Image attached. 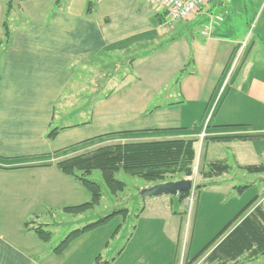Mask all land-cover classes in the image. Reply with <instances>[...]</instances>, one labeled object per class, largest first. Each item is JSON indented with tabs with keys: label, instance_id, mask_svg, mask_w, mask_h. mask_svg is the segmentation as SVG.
<instances>
[{
	"label": "crops",
	"instance_id": "1",
	"mask_svg": "<svg viewBox=\"0 0 264 264\" xmlns=\"http://www.w3.org/2000/svg\"><path fill=\"white\" fill-rule=\"evenodd\" d=\"M9 1L0 0V264H237L209 256L264 204V172L253 180L243 169L264 165V0H210L174 22L149 0H96L89 13L87 0ZM211 16L222 21L204 36ZM124 63L126 72L109 71ZM51 128L63 129L47 139ZM106 134L116 135L84 143ZM246 135L258 137L210 140ZM164 139L196 140L200 166L236 168L197 176L182 260L188 214L177 196L128 209L117 233L109 221L60 255L26 229H47L46 215L89 200L56 162L95 145ZM254 181L255 202L200 253L250 203ZM197 224L209 233L194 248Z\"/></svg>",
	"mask_w": 264,
	"mask_h": 264
},
{
	"label": "trees",
	"instance_id": "2",
	"mask_svg": "<svg viewBox=\"0 0 264 264\" xmlns=\"http://www.w3.org/2000/svg\"><path fill=\"white\" fill-rule=\"evenodd\" d=\"M96 0H87L86 12L89 13ZM9 30L4 22V41L9 38ZM183 70H181V73ZM177 82V79H176ZM63 128H51L46 134L47 139L56 137ZM116 134H106L88 141L111 137ZM258 136H220L210 140L216 142L226 141H248L254 140ZM194 139H164L147 142H125L115 144H105L90 151L76 154L56 162L55 167L62 174L77 181L89 194V200L75 206H67L62 211L71 215H80L98 206L102 199L101 187L98 183L89 179L94 170H98L101 178L111 194L122 192L125 188L123 182L115 178L119 170L127 174L138 176L143 180L158 184L170 181L173 176L180 175V178L192 175L193 163L196 158ZM82 143V144H84ZM91 144L89 146H93ZM88 146V145H87ZM230 166L225 161L203 162L198 171V175L205 179H211L227 173ZM245 171L255 174L263 173L264 165L244 166ZM197 187V184L195 186ZM189 191L181 192L177 195L179 201H184L189 195ZM253 198L248 205L241 210L234 220L228 223L200 253H202L213 241L220 237L226 229L240 217L256 200ZM127 208L115 209L111 213L100 217L83 226L71 230L53 248L56 255L62 254L70 243L79 236L89 233L94 229L106 225L115 216H126ZM26 229L32 231L38 240L48 242L52 238V233L43 225L25 223ZM121 226L115 228V232ZM264 255V204L260 203L244 216L235 227L220 241V243L210 253V259L219 257L239 261L241 257L247 262L258 256ZM196 259V258H195Z\"/></svg>",
	"mask_w": 264,
	"mask_h": 264
},
{
	"label": "rangeland",
	"instance_id": "3",
	"mask_svg": "<svg viewBox=\"0 0 264 264\" xmlns=\"http://www.w3.org/2000/svg\"><path fill=\"white\" fill-rule=\"evenodd\" d=\"M17 0H14V2L12 0L9 1V3H16ZM8 3V4H9ZM11 5V4H10ZM264 15V13H263ZM255 35V33H254ZM115 64V62H114ZM116 69V70H114ZM128 69L127 64H123L122 66L119 65L117 68H112L109 67V71L113 72V70L115 71V75H119L122 72H126ZM111 84V82H109ZM111 88V87H109ZM101 145H105V144H101ZM101 145H95L93 147H87L86 150H84L83 152H87L90 151L96 147H99ZM81 152V153H83ZM229 166L231 167V174H234L236 171V168L234 167L233 163L230 161L229 162ZM200 169V165L197 162V155L195 158V161L193 163V168H192V175L189 176V179H191V181L193 180L194 183V188L193 191L191 190V202L190 205L186 204L185 205V210L188 214V216L186 215L184 217L185 223L183 226V231L181 234V244H180V249H179V254H178V258H181V260L183 259V254H184V246L186 243V237L188 234V230H189V224H190V216L193 212V207L194 204L196 202V197L198 194V188H196V184H197V176H198V171ZM253 175V180L256 179V176H258V174H252ZM180 175H175L172 178H170V181H176L179 179H183L180 178ZM115 178L118 179L119 181L123 182L125 185V188L122 192L116 193V194H111L107 187L105 186L102 178H101V174L98 170H94L90 176L89 179L98 183L101 187V192H102V199L99 203L98 206L94 207L91 210H88L86 213H84L83 215L79 216H75L73 217L72 215H69L67 213H63L61 210H56L54 212V215L51 216L52 220L46 215L44 217V219L50 223L47 227V229L52 233V238L51 240L45 245L47 248L51 247L54 248L57 246V244L59 243V241L67 234L69 233L71 230L76 229L82 225H84L85 223L94 221L100 217H103L109 213H111L112 211H114L115 209H120V208H127L130 209L131 213H136V211H138V209H140V207H142L143 204H148L150 202H154V197H146V198H142L140 196V193L147 188H150L151 186H153V183L147 182L145 180H143L142 178L138 177V176H133L130 174L125 173L122 170H119L118 172H116L115 174ZM168 182V181H167ZM255 183V181H254ZM261 188V186H258L257 183H255V187L253 189H251V191H249L250 193H244L247 195H243L245 196V198L247 199V201L253 199V197H255V192L256 190H259ZM254 190V191H253ZM45 215V214H44ZM190 215V216H189ZM121 222V217L120 216H115L113 218V220L110 221V223L107 225L109 226H113V229H115L119 223ZM187 223V224H186ZM41 225V224H39ZM44 226V225H43ZM45 227V226H44ZM110 228V227H109ZM102 233H105V230L102 231ZM209 232H205L203 229V226H201L200 224H197L196 226V230H195V236H194V248L195 246L204 238H206L208 236ZM120 239V237H119ZM115 242V241H114ZM40 257V255H39ZM176 264H180V261H178ZM237 264H264V255L258 256L257 258L253 259L250 262H247L245 258L241 257L239 259V261H237Z\"/></svg>",
	"mask_w": 264,
	"mask_h": 264
},
{
	"label": "built area",
	"instance_id": "4",
	"mask_svg": "<svg viewBox=\"0 0 264 264\" xmlns=\"http://www.w3.org/2000/svg\"><path fill=\"white\" fill-rule=\"evenodd\" d=\"M151 3L164 8L167 12L168 19L172 22L178 20H185L195 13L199 8L205 5L210 0H149ZM217 3L223 4L226 0H212ZM222 21L220 16H211L207 26L201 31V34L207 36L209 31ZM194 183L192 180L191 190L193 191ZM191 190L189 195L184 200L186 204L190 205Z\"/></svg>",
	"mask_w": 264,
	"mask_h": 264
},
{
	"label": "water",
	"instance_id": "5",
	"mask_svg": "<svg viewBox=\"0 0 264 264\" xmlns=\"http://www.w3.org/2000/svg\"><path fill=\"white\" fill-rule=\"evenodd\" d=\"M191 187V179H179L176 181L154 184L150 188L144 189L140 193V196L142 198L158 197L162 195L177 196L181 192L190 191Z\"/></svg>",
	"mask_w": 264,
	"mask_h": 264
}]
</instances>
